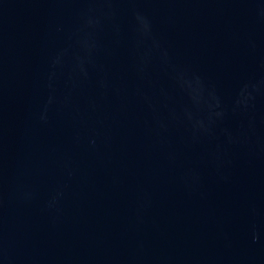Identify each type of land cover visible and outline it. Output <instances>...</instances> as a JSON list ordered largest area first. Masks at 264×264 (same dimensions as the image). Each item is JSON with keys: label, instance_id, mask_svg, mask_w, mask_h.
<instances>
[{"label": "water", "instance_id": "1", "mask_svg": "<svg viewBox=\"0 0 264 264\" xmlns=\"http://www.w3.org/2000/svg\"><path fill=\"white\" fill-rule=\"evenodd\" d=\"M0 264H264V0H0Z\"/></svg>", "mask_w": 264, "mask_h": 264}]
</instances>
